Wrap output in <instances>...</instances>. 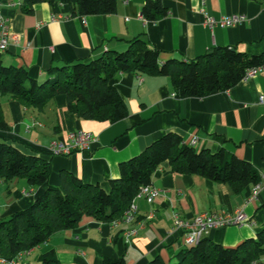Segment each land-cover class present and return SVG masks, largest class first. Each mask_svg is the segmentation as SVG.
Returning <instances> with one entry per match:
<instances>
[{"label": "crops", "instance_id": "0c3cea01", "mask_svg": "<svg viewBox=\"0 0 264 264\" xmlns=\"http://www.w3.org/2000/svg\"><path fill=\"white\" fill-rule=\"evenodd\" d=\"M22 0H0V12L13 35L1 52L4 65L26 69L37 82L54 66L89 61L105 51H122L129 40L141 36L159 52L158 62L193 59L213 47L229 46L258 54L264 51V5L254 0H160L166 14L146 19V0L118 1L110 14L71 15L60 2H39L32 11L20 9ZM239 14L236 25H209L208 18ZM125 102L128 114L115 122L80 119L67 109L63 94L54 96L41 111L25 107L10 95L0 94V107L8 130L4 139L26 154L50 162L48 184L60 186L65 170L85 183L109 189L119 176V163L141 152L166 132L177 133L185 143L196 137L195 149H224L248 161L260 174L258 189L248 185L235 193L226 183L199 174H177L164 161L153 173L151 186L159 193L150 202L141 196L130 222H102L83 217L71 229L53 233L16 264H41L39 257L53 253L63 264H102L106 258L123 257L125 264H146L155 256L170 261L185 247L182 233L173 226V214L192 219L200 213H232L243 209L249 217L242 226L215 228L206 235L233 247L255 238L264 228V69L241 79L231 88L204 97H178L168 76L120 72L110 80ZM89 132L95 140L85 150L51 154L54 140H68L71 131ZM23 179V178H19ZM15 180V181H14ZM14 178L0 180V218L28 207L46 185L30 186ZM19 185V186H18ZM136 229L134 235L126 233ZM0 264H7L1 261Z\"/></svg>", "mask_w": 264, "mask_h": 264}, {"label": "trees", "instance_id": "16d2710c", "mask_svg": "<svg viewBox=\"0 0 264 264\" xmlns=\"http://www.w3.org/2000/svg\"><path fill=\"white\" fill-rule=\"evenodd\" d=\"M121 0H22L20 9L32 11L39 2H60L71 15L110 14ZM264 5V0H254ZM149 20L166 14L160 0H146L141 10ZM159 52L141 36L129 40L122 51H105L89 61H75L48 70L45 80L30 78L25 68L4 65L0 52V94L10 95L25 107L38 111L56 95L67 99V109L80 119L115 122L128 114L127 106L110 80L120 72L168 76L176 96L204 97L237 84L246 69L264 64V51L248 54L236 47L216 46L189 60L170 58L158 62ZM0 107V130H8ZM167 161L172 172L199 174L226 183L235 193L248 185L260 184L261 176L246 160L220 149L197 150L175 132H166L141 152L119 163V176L109 179V189L85 183L68 171L60 172V186L48 184L50 162L43 156L26 154L0 139V180L23 178L30 186L46 185L42 194L26 208L0 218V257L13 259L46 242L55 232L71 229L83 217L97 221L120 220L141 186L149 185L155 170ZM264 254V228L255 238L228 247L203 236L185 246L170 261L159 256L146 264H251ZM41 264H63L55 254L39 257ZM102 264H125L123 257Z\"/></svg>", "mask_w": 264, "mask_h": 264}, {"label": "built area", "instance_id": "2783aa9c", "mask_svg": "<svg viewBox=\"0 0 264 264\" xmlns=\"http://www.w3.org/2000/svg\"><path fill=\"white\" fill-rule=\"evenodd\" d=\"M129 1V0H124ZM244 20L243 15L232 14L225 17L220 18L219 20H214L212 18L207 19V23L211 25L218 24L221 27L233 26L241 23ZM12 34L8 28L7 19L0 12V52H4L7 47L9 40L12 38ZM264 69L263 65L253 66L245 70L242 79H246L248 77L254 76L256 73ZM259 102L264 105V94L260 95ZM95 140V138L86 131L76 130L71 131L68 134V140H54L49 145V152L51 154H69L76 150H85L88 149L91 143ZM196 143V137L192 138L189 141L190 145H194ZM260 184L255 185V189H258ZM159 190L152 187L151 184L141 186L132 202L130 203L128 209L125 211L123 217L118 221L130 222L134 220L136 214V204L135 200L138 197H145L147 201H151L155 196H157ZM249 217L245 213L243 209H236L232 213L222 212L220 214L213 213H200L197 214L192 219H182L177 214H173V226L178 229L182 233L183 242L185 246H190L196 244L203 236H206L210 230L215 228H221L226 226H242L247 224ZM136 233V229H131L126 233V237L128 238L131 235ZM28 251L19 252L13 259L6 260L1 258L2 262H6L7 264H16L24 254ZM251 264H264V254L257 260H253Z\"/></svg>", "mask_w": 264, "mask_h": 264}, {"label": "rangeland", "instance_id": "374dc122", "mask_svg": "<svg viewBox=\"0 0 264 264\" xmlns=\"http://www.w3.org/2000/svg\"><path fill=\"white\" fill-rule=\"evenodd\" d=\"M17 180H18V181H22V182H20V183H24V180H23V179H19V178H17ZM14 181H15V180H14ZM9 184H10V186H9L10 190H13V188H14L13 185H14V184L11 185V183H7V184L3 183V184H0V187H3V185H5L4 187L6 188V185H9ZM18 186H19V185H18Z\"/></svg>", "mask_w": 264, "mask_h": 264}]
</instances>
